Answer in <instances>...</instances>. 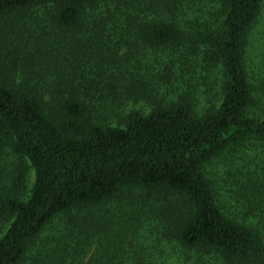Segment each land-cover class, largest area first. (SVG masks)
Wrapping results in <instances>:
<instances>
[{
	"label": "trees",
	"instance_id": "obj_1",
	"mask_svg": "<svg viewBox=\"0 0 264 264\" xmlns=\"http://www.w3.org/2000/svg\"><path fill=\"white\" fill-rule=\"evenodd\" d=\"M263 1L0 0V264H166L149 240L264 264V239L224 214L204 172L248 142L264 149V93L246 52ZM137 46L165 56L132 67ZM211 70L220 104L197 114L174 87ZM115 85L153 108L128 112ZM135 190L145 197L130 219L108 208ZM75 213L61 237L45 236Z\"/></svg>",
	"mask_w": 264,
	"mask_h": 264
},
{
	"label": "rangeland",
	"instance_id": "obj_2",
	"mask_svg": "<svg viewBox=\"0 0 264 264\" xmlns=\"http://www.w3.org/2000/svg\"><path fill=\"white\" fill-rule=\"evenodd\" d=\"M37 12L41 17L49 14V11L44 9L37 10ZM35 15L38 16L37 13ZM0 46L7 50V45L0 42ZM246 50L247 63L250 68V71H248L249 79L255 88V97L258 99L259 86L264 93V1L260 17L249 33ZM164 56L162 50H150L147 47L137 46L128 58L132 67H138L140 64L144 67L153 66L157 59ZM124 57L125 50L123 49L118 54L117 59H124ZM109 62L110 65L113 64L110 57ZM202 71L201 73L206 78L205 82L199 77L197 80L196 77L190 79L189 75L185 73L181 81L184 85L178 83L174 87L175 89L179 88L180 92H184L185 97L194 103L197 114H202L208 108H217L220 104V88L215 78V72L212 70L207 73ZM188 79H190L189 83L186 81ZM111 89L125 100L123 108L128 112L141 111L144 114H148L153 108L151 104L146 103L144 93L132 94L133 91H129L128 88L125 89L123 85H115ZM129 93L131 98L127 96ZM159 95L164 96L167 93L161 91ZM168 95L172 99V94ZM158 97L163 99L161 96ZM255 112L258 113V110ZM105 125L110 127L118 126V124ZM8 157L9 160L5 162L13 165L12 163H15L16 160H10L12 157ZM20 164L23 165L27 175L31 178L30 182H32L33 174L27 161L16 162V166H21ZM204 172L212 182L217 202L224 214L255 229L264 239V149L259 145L258 141L248 142L242 147L221 154L204 167ZM139 197L144 198L145 193L136 190L127 192L121 197L122 200L111 203L108 208L112 209L117 215H120V211H125L127 214H124V217L126 218L125 220H128L133 214H128L132 210L131 205L136 200H139ZM155 215L156 212L150 211L141 219L143 222L146 221L143 231L144 235H148L151 232L149 224L155 222ZM71 217L78 219L80 216L75 213L64 217L63 222H54L47 228L45 236L61 237L63 233L60 234L59 229L61 228L62 232H64L66 225L68 226L69 224L68 219ZM101 242L104 243L105 240L101 239ZM147 244H150L147 247V253L157 252L162 254L165 257L166 264H220L213 257L202 258L201 255L183 251L174 244L164 242L160 246H152L150 240ZM155 247L158 248L154 249ZM33 257L34 255L26 259L24 264H33Z\"/></svg>",
	"mask_w": 264,
	"mask_h": 264
}]
</instances>
